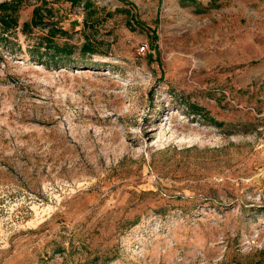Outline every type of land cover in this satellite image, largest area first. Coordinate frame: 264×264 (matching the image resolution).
Instances as JSON below:
<instances>
[{"label": "rangeland", "instance_id": "374dc122", "mask_svg": "<svg viewBox=\"0 0 264 264\" xmlns=\"http://www.w3.org/2000/svg\"><path fill=\"white\" fill-rule=\"evenodd\" d=\"M83 1L0 0V264H264V0Z\"/></svg>", "mask_w": 264, "mask_h": 264}, {"label": "trees", "instance_id": "16d2710c", "mask_svg": "<svg viewBox=\"0 0 264 264\" xmlns=\"http://www.w3.org/2000/svg\"><path fill=\"white\" fill-rule=\"evenodd\" d=\"M71 4L78 2L79 0H68ZM182 5H185L186 3H195L196 0H180ZM212 1V0H211ZM215 1V0H213ZM84 7L90 6V1L85 0L83 1ZM16 10V5L14 2H0V40L7 42V33L8 30L15 26L16 24V17L14 16V12ZM50 11V10H49ZM51 21H43L40 13L39 8H34L32 11V16L29 20V22L22 23L23 28H27L29 25L31 26H48L47 33L43 36H41L38 41L36 42L37 46H34V50L38 54V59L40 56H44L43 59H47V61L55 63L60 60H67L69 59L70 54L73 50V45L69 44L66 40H64L61 43H57L54 40V36L56 33L60 35H66V32L58 27L55 26V24H51ZM43 47L44 52H38L39 47ZM79 51H87V52H93L94 49L91 45V42L84 41L79 46Z\"/></svg>", "mask_w": 264, "mask_h": 264}, {"label": "built area", "instance_id": "2783aa9c", "mask_svg": "<svg viewBox=\"0 0 264 264\" xmlns=\"http://www.w3.org/2000/svg\"><path fill=\"white\" fill-rule=\"evenodd\" d=\"M147 48V45L145 43H140L137 47H136V53L137 54H142Z\"/></svg>", "mask_w": 264, "mask_h": 264}]
</instances>
